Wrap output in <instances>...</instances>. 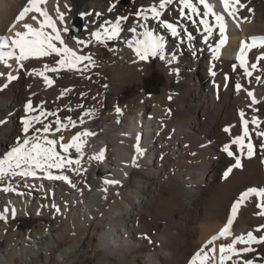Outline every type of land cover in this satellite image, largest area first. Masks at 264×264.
I'll return each mask as SVG.
<instances>
[{"label": "bare ground", "instance_id": "bare-ground-1", "mask_svg": "<svg viewBox=\"0 0 264 264\" xmlns=\"http://www.w3.org/2000/svg\"><path fill=\"white\" fill-rule=\"evenodd\" d=\"M118 1H86L79 11L83 19L82 31L74 33L73 36L69 35L71 21L75 16L73 0H47L41 5L55 21L57 28L61 29L65 44L78 52L82 50L83 54H91L93 59L103 58L105 52L93 39L91 33L97 31L102 33L104 27H110L116 22L117 17H127L126 21H120L123 29L120 33V42L111 47L117 63L99 69L98 75L94 78H91V75L96 66L85 68L87 64L85 62L79 66L84 69L83 72L63 69L58 72H45L44 75L53 80L52 85L49 86L43 77L32 73V70L43 71L45 64L56 66L59 57L54 54L39 59H29L23 62V68H20L14 59L7 61L11 67H6L3 62H0V131L5 130L6 133L5 131L4 133L7 134L5 139L0 140V159H3L24 139L46 136L48 139L57 140L56 151L60 156L81 161L79 171L76 170V164L63 169L49 170L53 175L68 176L72 182L71 185L62 180L21 178L11 175L0 181V210L9 208L7 222L0 220V264L6 263L5 254L10 251H17L29 261L37 258L38 243L43 237L51 234L50 226L43 221L38 222L32 230L27 232L19 229L14 223V220L27 213L39 218L47 208L41 202H34L31 199V194L28 192L34 191V188L56 198V202L49 204L47 210L61 217L58 223L67 215L70 206L78 207V213L72 219L82 225L85 231L98 220L106 223L107 227L101 233V242L105 247H120L125 244L128 250L132 251L135 246L138 247L146 241H154L155 250L152 248L138 264H192L197 253L214 256L210 264H220L219 248L221 246L226 247L236 237L243 236L246 239L249 231L257 237L264 236V230L256 231L260 225H264V216L258 215L261 212V209L257 207L260 198L249 197L241 205L233 221L232 235L227 238L219 237L211 244L209 243L212 237L218 236L231 217L232 206L241 193L252 187L264 189V163H262L264 150L261 149L264 137L255 135L256 130H264V60L259 61L257 70L248 77L244 75L236 59L241 42L250 43L251 37L264 36V0H241V4L246 7L239 9L236 20L224 12L221 0H207L214 12L223 15L227 23V41L220 50L219 58L215 60L212 59L209 48V45H215L219 39L214 16L200 15L199 17L187 9L184 10L186 15L181 16L179 0H174L173 4L164 9H159L160 0H136V10H132L130 5L118 4ZM65 4L69 6L70 11L69 8H65ZM113 4L115 7L109 12L108 8ZM28 6V0H0V38H10L15 31H24L23 25L26 23L39 27L32 16L36 15L39 20L43 17H39V14L35 12H29L24 20L17 21L19 12ZM57 7L61 13H64L63 23L57 16ZM152 7L158 8L159 17L153 18L151 12L147 11ZM196 7L203 13L202 5L196 3ZM141 9L147 11L148 19L136 17L135 13ZM249 9L252 11L250 12ZM82 13H90V15L82 16ZM96 13L102 15L97 16ZM172 14L175 22L178 21L189 28L192 42L199 50L194 62L186 64L185 68L179 72V79L192 81L199 76L202 77L209 96L201 109V118L198 120L194 117L195 121L191 122L194 124L193 127L188 126V123L184 121L167 125V120L173 116L175 110L179 113L190 110L189 105L186 108L188 102L182 103L175 109L172 105L174 95L171 91H165L161 95L138 97L130 103L115 106L104 113L105 100L112 99L110 92L115 94L113 97L115 101H120L123 85L127 80V76L123 79L118 77L120 71L129 70L127 72L141 76L142 64L148 61V59L140 60L127 46V41L142 40L144 33L150 31L154 36L163 38L165 57L167 60L171 59L172 50L174 51L175 48L171 49L165 43L169 30L164 27V24L171 23L163 17L171 19ZM160 18L162 21L159 20ZM201 18L213 26V35L207 44L204 42V36L207 33L204 32L203 25L199 23ZM13 24H15L14 28H12ZM65 27L68 28L67 32L63 31ZM10 28H12L11 31H9ZM131 28H135V32L130 31ZM45 31L51 32V29H45ZM77 40L90 41V43L84 47V45H77ZM175 51L178 53L179 48L177 47ZM262 54L264 49L259 47L248 51L249 66ZM159 62L163 64L165 61L159 60ZM233 65H236L235 70ZM199 66L201 74L198 71ZM204 66L207 68L206 75L203 73ZM210 69L215 72L214 76L210 73ZM174 73H169V79L175 76ZM9 74L16 78L9 81ZM237 82L243 86L240 92H237L235 88ZM104 85L107 87L105 88ZM248 91L253 92L259 103L252 104V98L247 95ZM29 101L34 109L31 112L25 109ZM148 105L153 106V111L145 116ZM117 107L120 108V113L116 112ZM41 111L45 115H42ZM241 111L245 113V119L251 121V118L255 116L261 122L260 129L256 130H253L254 125L251 123L248 125L252 131V143L255 145V155L252 158L247 157V149L242 155L238 146L232 144V140L243 132ZM47 113H54V115H46ZM36 116L40 117L41 122L33 120L32 127L25 136L22 122ZM57 118L61 121L59 132L55 131ZM68 118L75 122V127L69 123ZM45 124L52 125L53 131L44 133ZM64 125L68 127L64 128ZM225 128H229L230 131L225 132ZM37 129L39 131H36ZM9 130L12 132L9 133ZM84 131L95 135L81 137L84 141L82 152L77 153L75 148H72L65 153L61 144H68L75 134ZM137 136L140 137L139 147L142 149V155L136 152ZM60 137L63 139L61 140ZM162 139L167 146L166 151L169 154L175 153L177 160L180 158L191 160V165H187L191 170L188 174L189 181L183 185L184 197L194 203V198L199 193H204V198L201 199L204 209L195 214L193 209L188 208L183 215L180 214V222L168 221L164 233L157 241L153 238L155 230L143 218L152 200L141 197V188L128 192L122 191V188L134 171L133 157H135L136 165L145 163L151 166L155 174L166 176L161 165L163 157L160 141ZM225 145L230 146L229 150L234 153L232 157L223 151ZM96 146L100 148L99 151ZM102 150L104 151L102 161L92 158ZM237 157L240 158L243 167L233 168L225 179L224 172L235 163ZM207 160L209 162H206ZM44 175L45 173L37 170V177H44ZM105 180H118L120 183L106 184ZM8 187L13 190L7 192L3 190ZM113 195H115L114 204L110 205ZM13 207L16 210L14 219L11 216ZM57 208L59 212L56 211ZM108 212L112 215L107 216ZM124 220L129 224L121 225L119 229H115V225L111 223L112 221L120 223ZM82 238V236L78 237L77 240ZM253 245H257L260 251L255 261L264 262V243H254L250 247ZM247 246L249 245L242 243L236 245L238 249ZM75 247L76 245L73 244L61 250L60 259H56L55 264H62L61 258L64 260ZM202 249L203 252H201ZM210 249H215V253ZM246 253L242 252L239 256H233L232 259L225 261V264H244L242 257ZM251 262L254 263L253 255Z\"/></svg>", "mask_w": 264, "mask_h": 264}, {"label": "snow or ice", "instance_id": "snow-or-ice-1", "mask_svg": "<svg viewBox=\"0 0 264 264\" xmlns=\"http://www.w3.org/2000/svg\"><path fill=\"white\" fill-rule=\"evenodd\" d=\"M47 0H28V7L23 8L22 11L19 12L17 16V21L24 20L26 14L29 12H35L39 14V17H43L42 20H39L36 15L32 16L34 21H37L39 27H33L31 24H24V31H15L12 37H4L0 38V62H3L6 67H11V65L7 64L8 60L14 59L20 68L24 67L25 61L29 59H39L46 56H52L53 54L59 59L56 61V66H50L48 64L44 65L43 71L33 69L32 73L43 77L46 84L49 86L52 85L53 80L49 77L45 76V72H58L61 69L68 71H79L83 72L84 69L80 68L81 64H85V68H90L96 66V61L93 59L91 54H83L81 50L78 52L70 47H68L61 36V29L57 28L55 21L48 15L46 10L41 7V5L45 4ZM174 3V0H160L159 9H164L168 5ZM196 3H199L203 6V13L197 9ZM223 5L224 12L227 13L229 17L233 20L238 19V12L240 8L246 7V5L241 4V0H221ZM180 7V15L185 16V9L189 12L196 15H212L215 18V27L218 29L219 39L215 43V45H209V48L212 52V59H218L220 50L223 45H225L227 41V23L225 17L223 15H218L214 12L212 6L207 2V0H179ZM115 4L108 8V11L111 12ZM65 8H69L67 4H65ZM71 9L69 8V11ZM150 11L153 18H157L160 16V11L157 7H152L148 9ZM147 11L141 9L135 13L138 19H148ZM251 12L252 10L249 9ZM90 15L88 14H81ZM97 16L102 15L101 13H96ZM57 16L61 23L64 22V13L59 11L57 7ZM127 17L119 16L115 23H112L110 27H104L103 32H93L91 33L93 39L100 44L106 43V41L118 39L121 31L123 30L120 24V21H126ZM109 23V22H106ZM199 23L203 25L204 32L207 35L204 36V42L207 44L209 38L213 35V26L210 25L205 19L201 18ZM15 27V24L12 25V28ZM164 27L167 28L173 36L178 35L177 29L172 24H164ZM9 29V31L12 30ZM45 29H51V32L45 31ZM132 32H135V28L129 29ZM64 32L68 31V28L65 27L63 29ZM77 45H84L87 47L90 41L77 40ZM59 45V46H58ZM127 46L133 50L135 55L140 60H147L149 57H159L160 60L165 61V63H171L175 60L173 56L171 60H167L164 54V42L162 37H156L152 32L146 31L144 33V39L142 40H130L127 41ZM262 48L264 49V36L262 37H251L250 43L241 42V47L239 53L236 57L239 62V67L243 69V73L245 76L251 77L252 72L257 70V65L259 61L264 60V54L256 57V62H253L249 66V62L247 60V52L254 48ZM135 62V61H134ZM236 65H233V69L235 70ZM251 69V70H250ZM30 73V74H32ZM210 73L214 76L215 72H212L210 69ZM16 77L12 75H8V80L11 81ZM259 79V77H257ZM7 85H5L6 87ZM106 88L107 85H104ZM242 85L237 82L235 85L236 91L240 92L242 90ZM247 95L252 98V104H257L259 101L255 98L252 91H248ZM171 99V97H169ZM26 111H33V105L31 101H29L25 106ZM256 109H254L255 111ZM116 112L120 113L121 110L119 107L116 108ZM42 115H45L43 111H41ZM46 115H54V113H47ZM85 115H89V113H85ZM241 123L243 126L242 135L236 136L232 140V144L238 146L241 154H244V150L247 149V157L252 158L255 155V145L252 143V131L249 129L248 125L251 123L254 125V129H260V121L257 117H252L251 121L245 119V113L243 111L240 112ZM69 119V123L75 127V122ZM41 122L40 117H33L31 120L25 119L23 123V133L25 136L29 133L30 128L32 127V121ZM83 120V117H81ZM56 128L55 131H61V121L59 118L55 121ZM67 128V125L63 126ZM36 131H39L37 129ZM53 131V127L50 124H45L43 126L44 133H50ZM225 132H229V128L224 129ZM89 135H95L94 133L84 131L77 133L73 136L72 141L68 144H61V147L65 153L69 151V149L75 148L77 153L82 152V147L84 141L81 140V137H86ZM255 135L257 137H264V130H256ZM62 140L63 137H60ZM136 152L138 155H142V149L139 147L140 137H136ZM57 140L48 139L46 136H35L31 139H24L22 143H19L17 146L13 147L7 155L4 156L3 159H0V181H3L9 175L15 177L19 176L21 178H46L48 180H62L68 184H72L71 180L66 175H53L49 170L52 168L63 169L66 166L70 167L72 164L77 165V171H79V165L81 163L80 159H68L66 157H62L56 151ZM230 146L225 145L223 151H225L228 156L232 157L234 153L229 150ZM261 149L264 150V144H261ZM93 159L103 160L104 159V151L102 150L97 156L92 157ZM264 163V160H262ZM133 166L136 165L135 157H133ZM243 165L241 163L240 158L235 159V163L229 167L224 172V178L227 179L229 174L233 171V168H242ZM37 170L42 173H45L44 177H37ZM106 184H119L118 180H105ZM73 187L75 185H72ZM4 191H12L11 187L3 189ZM106 191V189H105ZM249 197H259L260 202L257 204V207L261 209V212L258 215L264 216V189H258L255 187L248 188L246 191L241 193L239 199L232 206V214L231 217L227 220L225 226L220 230L218 236L212 237V240L209 241L211 244L219 237L227 238L232 235L231 226L233 221L239 211L241 205L249 198ZM59 212V208L56 209ZM9 208L5 207L0 210V220H4L7 222L8 219ZM39 214V213H38ZM16 215L15 208H11V216L14 219ZM264 230V225H260L256 231ZM238 243H242L245 245H249L244 247L243 249H238L236 245ZM254 243H264V236L257 237L253 234V232L247 233V238L245 239L243 236L236 237L233 239L232 243L225 246H221L219 248V261L220 264H225V261L232 259L233 256H239L242 252H250L253 249L250 245ZM211 252L215 253V249H210ZM203 252V249L201 250ZM214 256H209L207 253L201 255V253H197L196 257L193 259L192 264H210V261L214 259ZM244 264H252L251 261H244Z\"/></svg>", "mask_w": 264, "mask_h": 264}, {"label": "rangeland", "instance_id": "rangeland-1", "mask_svg": "<svg viewBox=\"0 0 264 264\" xmlns=\"http://www.w3.org/2000/svg\"><path fill=\"white\" fill-rule=\"evenodd\" d=\"M135 2L136 0H128L127 2L119 0L118 4L130 5L132 10H136ZM163 18H166V21L170 22L177 29L178 35L173 36L170 31H167L165 37V43L169 48H175V50L177 47L179 48L178 53L172 50L175 60L171 63L164 62L161 64L159 57H149L148 61L142 64L141 76L127 72L129 70L120 71L118 74L119 78L123 79L124 76H127V80L123 85V92L120 95V101H115L113 99L115 94L110 92L109 94L112 99L107 98L105 100L104 113L110 111L115 106L130 103L138 97L161 95L165 91H171L174 95V99L172 100L173 107L176 109L182 103L188 102L189 104H187L186 108L189 105L190 110L182 113L175 110L173 116L167 120V125L184 121L188 123V126L193 127L194 124H191V122L195 121L194 117L198 118V120L201 118V109L207 102L209 93L205 88L206 85L202 81L201 76L192 81H185L179 79V72L185 68L186 64L194 62L199 50L192 42V34L188 27L178 21L175 22L173 14L171 15V19H167L165 16ZM159 20L162 21V18ZM120 37L106 41L104 44L99 43L104 49L105 56L100 59H94L96 61V67L92 70L91 78L97 76V71L104 66L117 63V58L113 57L111 47L118 45L121 40ZM202 68L203 73L206 75L207 68L205 66ZM198 71L201 74L200 66ZM173 72H175V76L169 79V73ZM62 74H64V71H62ZM261 104L263 103L261 102ZM152 111L153 106L148 105L144 115L148 116ZM204 115L206 117V114ZM4 131H0V140L7 137V134H5L6 131L5 133ZM11 132L12 130H9V133ZM160 147L163 157L161 165L164 168L166 176L155 174L151 166L145 163L140 164L135 166L131 178L122 188V191L127 192L141 188V197L152 200V204L146 210V215L143 218L155 230L153 238L157 241L160 240L161 235L164 233L168 221L180 222V214L183 215V212L188 208L193 209L195 214L202 212L204 209V203L201 201L204 198V193H199L194 198V203L189 202L184 197L183 185L189 181L188 174L191 170L187 165H191V160L189 158H180L177 160L175 153L170 152L169 154L166 151L167 146L163 139L160 141ZM96 148L98 149L97 151L100 150L98 146ZM144 152L146 153L147 151L145 150ZM206 162L209 161L207 160ZM33 190L28 193L31 194V199L34 202H41L47 208L49 204L56 202L54 196H50L37 188ZM114 198L115 195H113L110 205L114 204ZM47 208L44 209V213L39 218L34 217L31 213H27L23 217L14 220L17 227L24 232L32 230L40 221L50 226L51 234L43 237L38 243L39 252L37 258L29 261L24 259L17 251H10L5 254V264H55L56 259H60L59 254L61 250L73 244L76 245L75 249L64 260L61 258L62 264H138L152 248L155 250L154 241H146L138 245V247L135 246L132 251L128 250L125 244L120 247H105L101 242V233L107 227L106 223L98 220L91 224L85 231L82 225H79L77 221L72 219L78 213V207L70 206L69 212L61 219L62 221L60 223L58 221L61 217L59 218V216L52 214ZM111 215V213H107V216ZM111 223L115 225V229H119L121 225L129 224L125 220L120 221V223H113V221ZM81 236L83 237L82 240H77ZM251 248L253 251L243 254L245 255L242 257L244 261H251L253 255L254 263L252 264H264L263 261H255V257H258L260 254L257 245H253Z\"/></svg>", "mask_w": 264, "mask_h": 264}, {"label": "water", "instance_id": "water-1", "mask_svg": "<svg viewBox=\"0 0 264 264\" xmlns=\"http://www.w3.org/2000/svg\"><path fill=\"white\" fill-rule=\"evenodd\" d=\"M88 0H73L74 2V7H73V12L75 14L72 22H71V28L69 30V35L73 36L74 33H79L82 31L83 28V19L79 15V11L82 7V5ZM128 0H124V2H127Z\"/></svg>", "mask_w": 264, "mask_h": 264}]
</instances>
